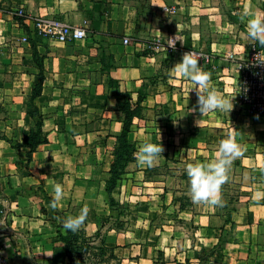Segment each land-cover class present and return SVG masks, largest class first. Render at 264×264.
Instances as JSON below:
<instances>
[{
    "label": "crops",
    "instance_id": "crops-1",
    "mask_svg": "<svg viewBox=\"0 0 264 264\" xmlns=\"http://www.w3.org/2000/svg\"><path fill=\"white\" fill-rule=\"evenodd\" d=\"M226 1L241 16L246 9L264 14V0L2 1L1 8L25 10L28 29L34 17L45 16L78 27L87 23L89 35L59 43L35 34L45 68L36 104L49 142L27 162L26 148L16 151L0 140V240L9 264H71L56 225L64 224L73 207L88 209L86 234L101 230L120 264H264V117L249 114L239 94L241 61L256 42L247 26L229 21ZM172 8L175 13L166 12ZM3 14L0 27L26 36L17 19ZM171 37H178L173 49L166 44ZM192 50L213 55L212 64H200L211 73V86L233 100L231 113L203 116L191 92L195 85L169 73ZM111 80L135 101L145 95L144 117L134 120L130 134L136 148L145 142L164 148L152 167L129 163L113 192L119 204L126 203L124 230L111 226L105 190L123 127ZM229 135L243 154L222 186V204L194 203L187 165L216 158ZM176 166L184 170L177 173ZM56 183L64 196L53 207Z\"/></svg>",
    "mask_w": 264,
    "mask_h": 264
},
{
    "label": "clouds",
    "instance_id": "clouds-1",
    "mask_svg": "<svg viewBox=\"0 0 264 264\" xmlns=\"http://www.w3.org/2000/svg\"><path fill=\"white\" fill-rule=\"evenodd\" d=\"M247 19L248 38L257 42L261 48H264V14H253L245 10L242 20ZM178 39V37H177ZM172 44L171 41H169ZM174 47V44H172ZM260 56V53L257 57ZM258 65L264 64L259 62ZM202 57L196 52H185L180 62L169 69V73L177 76H183L190 80L195 87L197 96V107L199 112L204 116L214 111H227L231 113L234 109L233 100L224 98L214 87H212L211 73L203 70L200 60ZM196 111V109H192ZM202 119L196 121L198 127ZM164 148L162 144L151 142L141 143L137 151L133 154L138 166L152 167L158 161ZM243 154L242 145L235 137L229 135L219 143V150L216 158L204 163L188 164L186 168L187 176L190 183L191 199L194 203H204L206 205L222 204L221 192L222 186L230 179L232 163L235 159ZM64 196L63 185L56 183L53 185V202L52 206L56 207ZM88 209H81L78 216H68L64 221V228L67 231L76 232L84 224L87 218Z\"/></svg>",
    "mask_w": 264,
    "mask_h": 264
},
{
    "label": "trees",
    "instance_id": "trees-1",
    "mask_svg": "<svg viewBox=\"0 0 264 264\" xmlns=\"http://www.w3.org/2000/svg\"><path fill=\"white\" fill-rule=\"evenodd\" d=\"M17 20L19 21L20 19ZM230 21L232 24H236V22ZM99 25L100 22H95L93 26L94 32L98 29ZM256 44L260 49L264 50L257 42ZM31 45L33 50L32 57L38 70L39 79L31 90L26 114L34 125L20 143L15 144L6 136L0 137V140L10 144L16 151H21L22 148H26L28 150L26 154L27 162H31L33 154L37 152L41 146L49 142L47 136L44 134V116L36 104V100L42 95L45 81L44 57L39 53L38 47L34 42H31ZM186 49H191L188 43L186 44ZM110 85L111 88L116 90L115 98L118 104V111L122 114L123 124L122 131L117 136V142L113 151L114 161L110 168V178L105 184V190L108 195V205L111 210L114 211L119 208V203L113 197V192L118 188L123 179L128 164L135 160L133 154L137 151V148L136 144L131 141L130 134L134 120L144 117V107L142 103L145 99V95L140 94L135 101L130 93L122 92L118 83L114 80H111ZM121 215L123 214L120 213L118 216ZM105 226L106 223L103 224V228ZM115 229L123 230L124 224L119 223ZM56 231L58 241L63 244L65 257L71 264H113V262L120 264L119 259L114 253V249L106 246L105 237L101 230L94 236H88L85 229L72 232L67 231L64 227H58ZM98 241L99 244H97ZM160 256H162V253H160Z\"/></svg>",
    "mask_w": 264,
    "mask_h": 264
},
{
    "label": "rangeland",
    "instance_id": "rangeland-1",
    "mask_svg": "<svg viewBox=\"0 0 264 264\" xmlns=\"http://www.w3.org/2000/svg\"><path fill=\"white\" fill-rule=\"evenodd\" d=\"M223 4L225 5L223 8L226 13H229V21L232 20L236 22L241 29L247 26V23L242 20V16L231 10V7H233L232 9H238L231 4V1H226ZM2 8L6 11L3 15L13 16L11 15L12 9L7 10L5 7ZM35 18L36 17L33 18V21ZM20 20V25L28 38V44L22 42V35L14 33L13 28L10 31H5L2 25L0 27V137L6 136L15 144L20 143V140L29 133L31 128L29 127L30 124H32V126L34 125L32 120L27 117L26 111L31 90L39 79L38 70L32 57L33 50L31 42L37 45L33 24L31 30L25 25L24 21L26 18ZM88 38L89 35L86 39ZM255 45L257 44L255 43ZM171 166L174 167L175 165ZM176 167H180L174 168L177 173L178 171L181 173L182 170H184V168H182L183 166ZM180 176L181 174H176V180H179ZM125 205L126 203L119 204V208L113 211L111 214L113 216L110 217L112 218L110 219L111 226L116 228L119 223H123L125 226L126 222H124V219H127L129 215L126 213L127 207ZM81 209L82 208L78 207L70 208L68 211L69 216H78ZM120 213L123 215L118 216ZM132 219H134V217ZM86 223L87 221L85 220L80 229H85ZM57 226L59 228L64 227L61 224L56 225V228H58ZM190 227V225H187V227L184 228L192 231V227ZM188 230L185 229V231L182 230L181 232H186V235L191 236V234L187 232Z\"/></svg>",
    "mask_w": 264,
    "mask_h": 264
},
{
    "label": "built area",
    "instance_id": "built-area-1",
    "mask_svg": "<svg viewBox=\"0 0 264 264\" xmlns=\"http://www.w3.org/2000/svg\"><path fill=\"white\" fill-rule=\"evenodd\" d=\"M6 12L3 8L0 9V15ZM15 19L27 18V14L23 9H16L11 11ZM169 14L175 13L174 8L166 9ZM87 23L82 27L71 25L68 22L60 19L48 18L45 16L36 17L33 21V29L35 34L41 38L54 39L59 43H76L85 40L88 36L86 29ZM169 41L176 46V37L168 38L167 45L170 49L174 47ZM22 42L28 44V38L22 37ZM130 40L123 39V43L128 45ZM199 53L202 59V65H210L213 62V55L205 53L201 50H192ZM190 51V52H192ZM260 53V56L257 55ZM256 57L259 62H264V50L259 49L257 45L253 44L248 52L247 57L241 61V78L239 82L240 87V101L244 109L255 117H264V64L258 65ZM234 55L230 54L229 59H233ZM0 264H9V261L3 255L2 243L0 240Z\"/></svg>",
    "mask_w": 264,
    "mask_h": 264
},
{
    "label": "water",
    "instance_id": "water-1",
    "mask_svg": "<svg viewBox=\"0 0 264 264\" xmlns=\"http://www.w3.org/2000/svg\"><path fill=\"white\" fill-rule=\"evenodd\" d=\"M3 0H0V4L2 3Z\"/></svg>",
    "mask_w": 264,
    "mask_h": 264
}]
</instances>
